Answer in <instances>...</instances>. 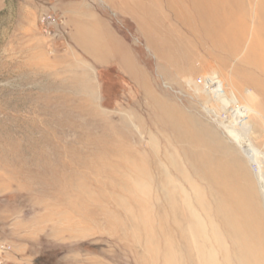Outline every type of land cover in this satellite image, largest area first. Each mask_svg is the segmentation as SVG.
Instances as JSON below:
<instances>
[{
    "label": "rangeland",
    "instance_id": "374dc122",
    "mask_svg": "<svg viewBox=\"0 0 264 264\" xmlns=\"http://www.w3.org/2000/svg\"><path fill=\"white\" fill-rule=\"evenodd\" d=\"M205 2L0 0V243L13 247L4 264H264V157L253 150L264 153V89L238 73L252 68L253 21L234 53ZM92 11L129 44L135 78L102 68L94 56L108 52L93 37H73ZM110 37L103 44L118 48ZM211 74L217 90L203 86ZM231 104L245 110L239 124ZM228 120L254 126L251 145ZM219 165L255 195L249 215L230 218L237 232L219 211L232 203L213 179Z\"/></svg>",
    "mask_w": 264,
    "mask_h": 264
},
{
    "label": "bare ground",
    "instance_id": "6f19581e",
    "mask_svg": "<svg viewBox=\"0 0 264 264\" xmlns=\"http://www.w3.org/2000/svg\"><path fill=\"white\" fill-rule=\"evenodd\" d=\"M185 2H187V0H178V1L177 0H170L171 5H172V3H179V4L184 3L185 4ZM227 3H229V0H206V2H205V6H212L215 9H218L220 11V12L218 11V13L220 14V16H219L220 22L217 20L219 22L218 28L220 29V31L218 32V36H219L218 41H220L222 44H227L228 40L230 42L234 43L233 51H234V53H237L241 49L242 43L245 40V36H246V30L245 29L247 28L246 27L247 26V20L246 19L249 17H252V21H253L252 23H253L254 27H253V30L251 32V41L248 42L249 47H248L247 55L245 57L246 63L248 62L247 64H250L252 66V68H248V67L244 68L241 65L239 68L240 72H238V73L242 72L241 75H243V77H245V80L247 82L251 83L252 85H254L255 87H258L259 89H264V0H258V5L252 11L248 10L246 8L243 10H233L231 8L221 9V10L219 9L221 7L227 8V6H226ZM197 6H198V3H197ZM205 6H203V7H205ZM204 10H206V9H204ZM236 19H239V21L242 22V23H240L239 27L234 25V21ZM200 20H201V18H200ZM204 24L211 25L212 20H209V21L205 20ZM205 27H203V28H205ZM233 35H235L234 38H233ZM211 39H213V38H211ZM226 39H228V40H226ZM244 51L245 50L243 49L242 52H244ZM228 52H230V51H228ZM219 55H220V53H219ZM203 86L207 89L212 88V89L217 90V88L221 86V82H219V80L215 76H212V74H211V76H208L205 78V82H204ZM233 86H234V84H233ZM234 88H235V86H234ZM217 96L221 97V95L219 93L217 94ZM246 96L251 100H254L255 98H257V94L254 91H252V92L247 91ZM226 110L229 112V114L233 115V117L236 118L234 120L235 122L234 121H231V122L239 124V120L245 119V110H243L242 108L235 107V104H231L229 106H226ZM211 112L214 113V110ZM215 112L216 113H214V114L221 115V113L218 112L217 110H215ZM228 123H229V120H228V122L223 123V126L226 128L232 129V130H236L238 132L240 131L239 132L240 136H242L248 142V144L251 145L250 134L252 133L254 126L243 122V123H240L241 124V130H238L239 128L235 129L232 126H229ZM253 150L256 153H258L264 157V153H261L257 148H254ZM231 167L219 165L217 167L219 171L216 170L214 172L213 179L215 182L220 183L222 188L224 190H226L225 196L231 197V198H229L232 200V201H230V202H232L231 206L228 205L229 206L228 207L226 204H224L225 202H227L226 200L221 201L220 205H219V211H220L221 215H225V218L229 220V221H227L229 228L236 230L239 227H237L236 223L231 222L230 218L235 217L236 215H241L242 217L249 215L248 214L250 212L249 204H250V201H254L255 195L253 192L251 193L252 184L250 182H247L246 180H245L246 184L244 183L245 185L244 184L242 185L241 189H242L243 193H241V189L239 188L240 179L238 177L234 178V175H232L233 171H232V169H230ZM241 179H243V178H241ZM248 187H250L251 191L249 190ZM246 219H248V218H246ZM248 221H249V219H248ZM246 226H248V225H246ZM246 226L244 228L249 227V226L248 227H246ZM236 232H237V230H236ZM235 234L237 235L238 233H235Z\"/></svg>",
    "mask_w": 264,
    "mask_h": 264
},
{
    "label": "crops",
    "instance_id": "0c3cea01",
    "mask_svg": "<svg viewBox=\"0 0 264 264\" xmlns=\"http://www.w3.org/2000/svg\"><path fill=\"white\" fill-rule=\"evenodd\" d=\"M88 14L89 15L84 14L82 19L80 20L84 23L85 21L90 19L92 24L90 26H85V28L83 27L84 29H81V37L80 35L78 36L76 32H74L73 37L78 42L82 43L81 45L85 44V39L93 37L95 39V42H100V49H102V51L106 50L108 52L107 56H94V59H96L95 61L101 64L100 66L102 68L115 66L119 69L121 74L127 77L129 80H131V77L135 78V71L132 68L133 66H135L134 54L131 52V48L129 47V44L127 43L125 38L117 31H114L112 33V30H110L108 33H105L104 29H102V26L109 28L111 27V23H109L110 21L103 17L101 13L92 11ZM76 22L77 21L74 22L71 20V23L76 24ZM110 35L114 36L115 38L118 37V44H121L118 45V48L110 47L109 43L108 47H106L105 43L103 44V39H110Z\"/></svg>",
    "mask_w": 264,
    "mask_h": 264
},
{
    "label": "built area",
    "instance_id": "2783aa9c",
    "mask_svg": "<svg viewBox=\"0 0 264 264\" xmlns=\"http://www.w3.org/2000/svg\"><path fill=\"white\" fill-rule=\"evenodd\" d=\"M42 23L44 24V32L47 34H52L50 25L55 22V18L51 15L44 16L41 19ZM13 252V247L7 243H0V264H4L6 259H8L9 255Z\"/></svg>",
    "mask_w": 264,
    "mask_h": 264
}]
</instances>
